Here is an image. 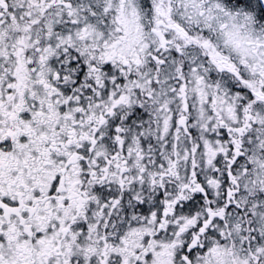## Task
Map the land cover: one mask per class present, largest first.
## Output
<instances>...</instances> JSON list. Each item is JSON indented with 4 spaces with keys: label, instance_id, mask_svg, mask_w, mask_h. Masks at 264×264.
<instances>
[{
    "label": "snow or ice",
    "instance_id": "snow-or-ice-1",
    "mask_svg": "<svg viewBox=\"0 0 264 264\" xmlns=\"http://www.w3.org/2000/svg\"><path fill=\"white\" fill-rule=\"evenodd\" d=\"M0 264H264V0H0Z\"/></svg>",
    "mask_w": 264,
    "mask_h": 264
}]
</instances>
